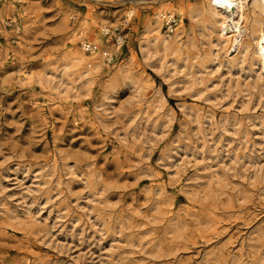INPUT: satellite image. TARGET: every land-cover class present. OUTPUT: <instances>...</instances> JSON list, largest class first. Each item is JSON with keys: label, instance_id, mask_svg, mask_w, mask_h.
Masks as SVG:
<instances>
[{"label": "rangeland", "instance_id": "obj_1", "mask_svg": "<svg viewBox=\"0 0 264 264\" xmlns=\"http://www.w3.org/2000/svg\"><path fill=\"white\" fill-rule=\"evenodd\" d=\"M143 1L0 0V264H264V71L213 63L196 95L195 68L172 80L137 44L159 7L197 0ZM83 28L98 55L123 42L113 64L79 77L65 57L88 41Z\"/></svg>", "mask_w": 264, "mask_h": 264}, {"label": "bare ground", "instance_id": "obj_2", "mask_svg": "<svg viewBox=\"0 0 264 264\" xmlns=\"http://www.w3.org/2000/svg\"><path fill=\"white\" fill-rule=\"evenodd\" d=\"M18 0H11V6H14ZM98 1V0H96ZM113 1V0H111ZM143 1V0H140ZM161 1V0H160ZM169 1V0H168ZM144 2V1H143ZM163 2V1H162ZM130 3V2H129ZM137 2L133 4V7H130L124 14V21L126 23L133 17L135 13V7ZM141 3V2H140ZM147 3V2H146ZM157 3V2H156ZM142 5V4H141ZM145 5V4H144ZM151 5V4H150ZM155 5V4H154ZM147 6V5H146ZM143 7V6H142ZM145 7V6H144ZM143 9V8H142ZM153 9V8H152ZM25 10V9H23ZM121 10V9H120ZM119 10V11H120ZM146 10V8H145ZM95 11V10H94ZM176 13H175V12ZM18 13V12H17ZM119 13V12H117ZM99 14V13H98ZM107 14V13H106ZM116 14V13H115ZM26 15V14H25ZM69 15V14H68ZM111 15V14H108ZM19 16V15H18ZM101 16V15H100ZM105 16V15H104ZM26 17V16H25ZM80 17V16H79ZM78 17V18H79ZM97 17V16H96ZM113 17H117L114 16ZM122 17V16H121ZM67 18V17H66ZM102 18V17H101ZM104 18V17H103ZM100 19V21L96 24L101 27V32L114 34L110 28V22H108L107 18ZM120 18V17H119ZM68 19V18H67ZM71 19V18H70ZM94 19H96L94 17ZM107 19V20H106ZM115 19V18H114ZM112 20V19H110ZM65 21V20H64ZM67 21V20H66ZM15 22V20L13 21ZM68 22V21H67ZM73 22V21H72ZM95 22V21H94ZM188 22L190 24L189 30L185 29V24ZM92 23V22H91ZM77 24V22H76ZM80 24V23H79ZM86 24V23H85ZM89 24V23H88ZM94 24V23H93ZM83 23L80 25L82 26ZM124 25V26H125ZM67 26V25H66ZM78 26V25H77ZM99 26V27H100ZM187 26V25H186ZM64 27V26H63ZM167 28V31L163 32L164 28ZM66 28V27H65ZM64 28V29H65ZM76 28V27H75ZM114 28V26H113ZM143 28L142 35L138 41V51L141 56L146 59V61L151 60L154 56H157L160 63V69L162 70V74L164 76L169 75L170 79L173 80V77L178 74H183L190 69L195 68L192 73L191 80L188 81L189 90L194 92L196 95H202L207 90L208 80H202L204 75H208V69L213 64L216 63L218 68L222 67V64H231L234 66H239L241 64H247L248 67L259 68L260 73L264 71V0H197V2L191 6H180L178 9H168L159 7L154 11L153 17L151 20L147 21ZM16 31H19V27L15 26ZM72 29V28H71ZM115 29V28H114ZM119 29V28H118ZM73 30V29H72ZM71 30V31H72ZM81 30V29H80ZM113 30V29H112ZM70 31V32H71ZM196 31H198V35L202 38L195 39ZM17 33V32H15ZM69 33V32H68ZM18 34V33H17ZM22 34H25L23 32ZM67 34V31H66ZM135 34V33H134ZM215 34V39L211 38V35ZM9 36V35H8ZM21 36V35H20ZM195 36V37H194ZM75 37V35H74ZM79 37L85 38L88 41L82 42V49L79 52L65 54L66 65L70 66L71 69H78L81 72L78 74L76 71V75L79 77H86L88 75H93L94 72L98 70H102V68L107 64H113L115 59V52H118L121 47V40L119 37L117 38L118 48L116 47L113 51H106L101 53L97 52L100 47H102V43L95 37V33L86 31L83 28L79 31ZM125 37V36H124ZM127 37V36H126ZM188 37H191L190 41L187 40ZM22 38V37H21ZM24 38V37H23ZM9 39V38H8ZM20 39V38H19ZM18 40V39H17ZM197 40V41H194ZM80 41H78L79 43ZM136 42V41H135ZM134 42V43H135ZM200 42V45H199ZM12 44V43H11ZM200 46V47H199ZM208 48L207 52L204 54L203 58L200 60L198 55H192L194 57H189L186 54L188 50H197L198 52L202 47ZM99 47V48H98ZM106 48V47H105ZM219 48V50H218ZM21 49V48H20ZM77 49V48H76ZM88 51L89 55H86L83 51ZM117 50V51H116ZM115 51V52H114ZM204 52V51H203ZM189 54V53H188ZM197 54V53H196ZM190 56V55H189ZM202 56V55H201ZM62 57V58H63ZM141 57V58H142ZM171 57H174L173 59ZM130 58V57H129ZM199 58V59H197ZM64 59V60H65ZM135 59V58H134ZM195 59L200 60L195 64H190ZM132 60V59H131ZM130 60V61H131ZM189 60L188 63H185ZM136 61V60H135ZM216 61V62H215ZM65 62V61H64ZM118 62V61H117ZM138 62V60H137ZM178 65H177V63ZM21 64V63H20ZM126 64V63H125ZM12 66V65H11ZM19 66V65H18ZM115 66V65H114ZM124 66V65H123ZM159 66V65H158ZM46 67V66H45ZM119 67V66H118ZM129 67V66H128ZM212 67V66H211ZM20 68V67H19ZM48 68V67H47ZM50 68V67H49ZM62 68V66H61ZM65 70L70 69L66 66L63 67ZM113 68V67H112ZM123 68V67H121ZM126 68V67H125ZM146 68V67H145ZM21 69V68H20ZM51 69V68H50ZM57 69V68H56ZM115 69V68H113ZM147 69V68H146ZM46 69H44L45 71ZM63 70V71H65ZM126 70V69H124ZM140 70V69H139ZM144 70V69H143ZM25 71V70H22ZM53 71V69H52ZM60 71V70H59ZM119 71V70H118ZM129 71V70H128ZM56 70L52 73H54ZM67 72V71H66ZM75 72V71H74ZM72 72V73H74ZM115 72V70H114ZM113 72V73H114ZM130 72V71H129ZM137 72V71H136ZM143 72V71H142ZM145 72V71H144ZM49 73V72H48ZM57 73V72H56ZM61 73V72H60ZM99 73V72H97ZM122 73V72H121ZM120 73V75H121ZM134 73V71H133ZM138 73V72H137ZM188 73V72H187ZM263 73V72H262ZM20 74V71H19ZM30 74V73H29ZM34 74V72H33ZM37 74V73H36ZM45 74V72H44ZM116 74V73H115ZM124 74V73H123ZM130 74V73H129ZM139 74V73H138ZM18 75V74H17ZM22 75V74H20ZM31 75V74H30ZM58 75V74H57ZM60 75V74H59ZM110 75V74H109ZM118 75V74H117ZM119 75V76H120ZM133 75V74H132ZM136 75V74H135ZM140 75V74H139ZM188 75V74H187ZM200 75L201 78L199 80L196 77ZM15 76V75H14ZM27 76V74H25ZM29 76V75H28ZM41 76V75H40ZM44 76V75H43ZM65 76L68 81L71 79V75L67 73H63L60 76H54L56 78L55 81H51L55 88L59 89L62 86V79ZM112 76V74H111ZM109 76V77H111ZM144 76V75H143ZM162 76V75H161ZM186 76V75H185ZM57 77L59 78L57 80ZM77 77V76H76ZM115 77V76H113ZM118 77V76H116ZM122 77V76H121ZM133 77V76H131ZM149 77V76H148ZM50 78V77H49ZM54 78V79H55ZM119 78V77H118ZM126 78V77H125ZM124 78V79H125ZM145 78V77H144ZM161 78V77H160ZM206 78V77H205ZM27 79V78H26ZM29 79V77H28ZM38 79V78H36ZM46 79V78H45ZM113 79V78H112ZM131 79V78H130ZM150 79V78H149ZM148 79V80H149ZM209 79V78H208ZM38 80H41L38 79ZM74 80V79H73ZM118 80V79H117ZM121 80V78H120ZM137 80V79H136ZM140 79L139 81H141ZM144 80V79H143ZM147 80V82H148ZM25 81V80H23ZM33 80H31L32 82ZM37 82L36 80H34ZM43 81V80H41ZM39 81V84L40 82ZM48 81V80H46ZM65 81V80H64ZM79 81V80H78ZM124 80H122L123 82ZM132 81V80H131ZM201 81V82H200ZM50 82V83H51ZM55 82V83H54ZM75 82V81H74ZM115 82V80H114ZM125 82V81H124ZM142 82V81H141ZM172 82V81H171ZM170 82V83H171ZM20 83V82H19ZM34 83V82H32ZM31 83V84H32ZM72 83V82H71ZM113 83V82H112ZM126 83V82H125ZM37 84V83H36ZM35 84V86H36ZM47 84V83H46ZM107 84V83H106ZM138 84V83H137ZM143 84H146L143 82ZM152 84V83H151ZM154 84V82H153ZM34 85V84H33ZM41 85V84H40ZM43 85H45L43 83ZM52 85V84H50ZM49 85V86H50ZM67 85V84H66ZM110 85V84H108ZM127 85V84H126ZM135 85V84H134ZM141 85V84H139ZM149 86L146 84L145 86ZM172 85V84H171ZM259 85V84H258ZM257 85V86H258ZM32 86V85H31ZM69 86V85H68ZM66 86V87H68ZM144 86V85H143ZM144 86V87H145ZM51 89H55L50 86ZM38 88V87H37ZM41 88V87H40ZM45 88V87H44ZM105 88V85H104ZM139 87H137L138 89ZM150 88V87H147ZM145 88V90H147ZM63 89V88H62ZM65 89V88H64ZM103 89V88H102ZM143 89V88H142ZM160 89V88H159ZM157 89V90H159ZM184 89V88H183ZM257 89V88H256ZM260 89V88H259ZM44 90V89H43ZM56 90V89H55ZM47 91V90H46ZM170 91V89H169ZM44 92V91H43ZM66 92V90H65ZM136 92V91H135ZM148 92V91H147ZM150 92V91H149ZM53 93V92H52ZM144 93V92H143ZM162 93V92H161ZM211 93V92H210ZM145 94V93H144ZM188 94V93H187ZM214 94V93H213ZM221 94V91L218 90L213 96L217 98ZM56 95V94H55ZM58 95H56L57 97ZM65 96V95H64ZM141 96V95H140ZM139 96V98H140ZM145 96V95H144ZM160 96V95H159ZM57 97V98H61ZM188 97V96H187ZM53 98V97H52ZM67 98V96L65 97ZM159 98V97H158ZM164 98V97H163ZM141 99V98H140ZM162 99V97L160 98ZM39 100V99H38ZM52 100V99H51ZM139 100V99H138ZM143 100V99H142ZM145 100V99H144ZM147 100V99H146ZM150 100L151 95H150ZM41 101V99H40ZM104 101V100H101ZM140 101V100H139ZM197 101V100H196ZM203 101V100H202ZM49 102V101H48ZM58 102V101H57ZM142 102V101H141ZM154 102V101H152ZM56 103V102H55ZM137 103V102H136ZM155 103V102H154ZM153 103V104H154ZM205 103V102H204ZM40 104V103H38ZM60 104V103H59ZM98 104V103H97ZM144 104V103H143ZM146 104V103H145ZM36 105V104H35ZM47 105V104H46ZM51 105V104H50ZM192 105V104H191ZM190 105V106H191ZM219 105V104H218ZM143 106V105H142ZM155 106V104H154ZM157 106V105H156ZM195 106V105H194ZM194 106H192L194 108ZM198 106V105H197ZM216 106V105H214ZM56 107V105H55ZM60 107V106H59ZM65 107V106H64ZM98 107V105L96 106ZM95 107V109H96ZM101 107V106H100ZM148 107V106H147ZM153 107V106H152ZM151 107V108H152ZM201 107V105H200ZM99 108V107H98ZM104 108V107H103ZM143 108V107H142ZM200 109L199 107H196ZM213 108V107H210ZM209 108V110H210ZM60 109V108H59ZM100 109V108H99ZM141 109V108H140ZM159 109V108H158ZM166 109V108H165ZM195 109V108H194ZM98 109H96L97 111ZM139 110V109H138ZM137 110V111H138ZM155 110V109H154ZM153 110V112H154ZM202 110V109H201ZM212 110V109H211ZM210 110V111H211ZM105 111V110H104ZM103 111V112H104ZM141 111V110H140ZM144 111V110H143ZM146 111V110H145ZM194 111V110H193ZM204 111V110H203ZM206 111L209 113L208 109ZM205 111V112H206ZM61 114L63 111H59ZM101 111V113H103ZM107 113V111H105ZM104 112V113H105ZM150 112V111H149ZM152 112V113H153ZM173 112V111H172ZM65 113V112H64ZM96 113V112H95ZM103 113V114H104ZM105 113V114H106ZM139 113V112H138ZM155 113V112H154ZM144 114V113H143ZM164 114V113H163ZM173 114V113H172ZM175 114V113H174ZM214 114V110L213 113ZM107 115V114H106ZM150 115V114H149ZM96 116V114L94 115ZM105 116V115H104ZM164 116V115H163ZM204 116V115H203ZM206 116V115H205ZM108 117V116H107ZM150 117V116H149ZM152 117V116H151ZM95 119V117H93ZM100 118V117H99ZM103 118V116H102ZM158 118V117H157ZM96 119H98L96 117ZM200 119V117H199ZM213 121V120H212ZM199 123V122H198ZM203 123V122H202ZM202 125V124H201ZM200 128V126H199ZM201 132V131H199ZM125 135V133H124ZM127 135V134H126ZM126 137V136H125ZM124 139V138H123ZM122 139V140H123ZM118 140V139H117ZM120 140V139H119ZM122 142V141H121ZM123 143V142H122ZM128 151V150H127ZM170 157V156H168ZM54 159V158H53ZM56 159V158H55ZM54 159V160H55ZM59 159V158H58ZM55 162V161H54ZM31 171V170H30ZM57 173V172H56ZM29 174V173H28ZM47 174V173H46ZM71 175V173H69ZM32 175V174H31ZM34 175V174H33ZM52 175V174H51ZM44 176V175H43ZM49 176V175H48ZM42 177V176H41ZM35 178V177H34ZM161 189V187H160ZM28 192V191H27ZM13 196V195H12ZM23 197V195H21ZM15 198V197H14ZM51 198V197H50ZM46 199V198H45ZM13 201V200H12ZM48 201V200H46ZM22 202H25L23 200ZM37 202V199H36ZM11 203V202H10ZM3 204V203H2ZM12 204V203H11ZM36 204V203H35ZM5 205V204H3ZM7 205V204H6ZM26 205V204H25ZM40 206V204H38ZM256 206V205H255ZM253 206V207H255ZM38 207V206H37ZM3 208V207H2ZM6 208V207H4ZM32 208V207H31ZM39 208V207H38ZM260 208V207H259ZM262 208V207H261ZM10 209V208H9ZM29 209V208H28ZM27 209V211H28ZM59 209V208H57ZM190 209V208H189ZM256 209V207H255ZM263 209V208H262ZM61 210V208H60ZM191 210V209H190ZM4 211V210H3ZM10 211V210H9ZM262 211V210H261ZM29 212V211H28ZM27 212V213H28ZM31 212V211H30ZM35 212V211H34ZM39 212V211H38ZM60 212V211H59ZM23 214V213H22ZM60 214V213H59ZM171 214V213H170ZM252 214V213H251ZM3 215V214H2ZM21 215V214H20ZM29 215V214H28ZM173 215V214H172ZM176 215V214H175ZM256 215V213H255ZM254 215V216H255ZM7 216V215H6ZM36 216V215H35ZM171 216V215H170ZM253 217V216H252ZM258 217V216H257ZM16 218V217H15ZM177 218V217H176ZM12 219V218H11ZM259 219V218H258ZM257 220V219H256ZM247 227V226H246ZM30 231V230H29ZM237 232V231H236ZM239 233V232H238ZM230 234V233H229ZM236 234V233H235ZM31 235V234H30ZM228 235V234H227ZM231 235V234H230ZM233 235V234H232ZM242 237V236H241ZM232 238V237H231ZM239 238V237H238ZM229 239V238H228ZM227 241V240H225ZM237 241V240H236ZM235 241V243H236ZM239 241V240H238ZM234 242V241H233ZM241 242V241H240ZM26 243V242H25ZM238 244V243H237ZM43 246V245H42ZM242 246V244H241ZM33 247V245H32ZM36 247V246H35ZM41 247V246H40ZM239 247V246H238ZM39 248V247H38ZM34 248V249H38ZM42 248V247H41ZM225 248V247H224ZM227 249V246H226ZM225 249V250H226ZM229 249V246H228ZM240 249V248H239ZM44 250V249H43ZM223 250V249H222ZM241 250V249H240ZM39 251V250H38ZM37 251V252H38ZM41 251V250H40ZM228 251V250H227ZM231 251V250H230ZM238 251V250H237ZM43 252V251H42ZM224 252V250H223ZM222 252V253H223ZM238 253V252H237ZM242 253V251H241ZM244 254V252H243ZM242 254V255H243ZM229 255V253H228ZM241 255V254H240ZM223 257V256H222ZM236 257V256H235ZM243 258V257H242ZM37 259V258H36ZM44 259V258H43ZM43 259L41 261H43ZM48 259V258H47ZM236 259V258H235ZM239 259V258H238ZM241 259V258H240ZM239 259V260H240ZM38 260V259H37ZM229 260V259H228ZM246 260V259H245ZM244 260V262H245ZM39 262V261H38ZM250 262V261H249ZM38 264V263H37ZM42 264V263H41ZM243 264V263H242Z\"/></svg>", "mask_w": 264, "mask_h": 264}, {"label": "built area", "instance_id": "obj_3", "mask_svg": "<svg viewBox=\"0 0 264 264\" xmlns=\"http://www.w3.org/2000/svg\"><path fill=\"white\" fill-rule=\"evenodd\" d=\"M102 35L106 37V36L109 35V33H103V32H102ZM118 37H119V36H117V38H118ZM117 38H116V46H117V48H118L119 46H118V44H117V43H118V42H117ZM119 39L121 40L120 42H121V45H122L123 39H122L121 37H119ZM87 52H88V51H87Z\"/></svg>", "mask_w": 264, "mask_h": 264}]
</instances>
